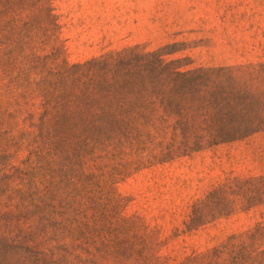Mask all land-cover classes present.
I'll return each instance as SVG.
<instances>
[{"label":"rangeland","instance_id":"374dc122","mask_svg":"<svg viewBox=\"0 0 264 264\" xmlns=\"http://www.w3.org/2000/svg\"><path fill=\"white\" fill-rule=\"evenodd\" d=\"M0 264H264V0H0Z\"/></svg>","mask_w":264,"mask_h":264}]
</instances>
